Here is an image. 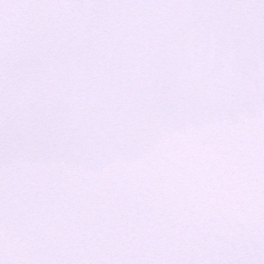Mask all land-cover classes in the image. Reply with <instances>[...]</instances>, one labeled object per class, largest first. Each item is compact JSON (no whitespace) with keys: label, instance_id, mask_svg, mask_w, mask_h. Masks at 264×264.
<instances>
[{"label":"snow or ice","instance_id":"1","mask_svg":"<svg viewBox=\"0 0 264 264\" xmlns=\"http://www.w3.org/2000/svg\"><path fill=\"white\" fill-rule=\"evenodd\" d=\"M0 264H264V0H0Z\"/></svg>","mask_w":264,"mask_h":264}]
</instances>
